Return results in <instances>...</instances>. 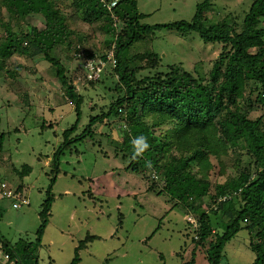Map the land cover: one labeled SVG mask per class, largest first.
Listing matches in <instances>:
<instances>
[{"label":"trees","instance_id":"16d2710c","mask_svg":"<svg viewBox=\"0 0 264 264\" xmlns=\"http://www.w3.org/2000/svg\"><path fill=\"white\" fill-rule=\"evenodd\" d=\"M112 1L0 0V28L5 31L0 36V70H6V60L14 54L31 59L40 56L50 64L76 112V124L62 133L64 141L54 153V164H58L64 150L92 134L97 123L116 117L120 130L125 132L119 144L122 157H131L128 169L132 167L135 172L141 166L149 170L144 177L151 182V190L159 188L176 203H187L188 214L196 216V242L207 244L208 264H221L225 245L243 228L250 234L249 248L255 255L252 264H264V0H253L241 21L209 27L202 24L211 6L209 0L197 5L190 22L154 27L139 24L140 15L133 0H117L109 9ZM3 12L9 21H4ZM33 15L43 19L42 26L25 24ZM94 24H99L106 37L103 48L95 45L90 50L88 27ZM161 29H174L183 36L196 33L204 43L220 45L211 69L205 73L191 72L179 64L164 69L161 58L153 52L125 55L130 46ZM58 48L73 53L75 58L82 56L85 61L106 62L112 50L116 60L115 67L110 65L114 84L106 87L107 98L111 99L102 104L99 114L89 117L85 129L75 138L70 136L80 118L82 96L76 91L74 79L67 76L56 54ZM105 68L106 65L94 82L87 81L83 74L85 81L92 87L96 83L104 85ZM23 99L27 105L26 94ZM255 103L263 111L252 117V112L260 109L253 108ZM107 126L111 127L109 122ZM140 135L148 138L150 147L133 159L132 141ZM3 140L1 134L0 163ZM243 152L247 159L242 161ZM230 155L234 157L236 171L219 183L217 178L227 170L224 158ZM11 169L20 178L31 171L29 166L16 169L12 164ZM158 176L163 179L160 187L156 183ZM21 187L14 193L18 194ZM206 199L212 209L203 204ZM50 202L48 196L40 214L42 225L37 242L47 222ZM218 211L228 219L222 234L214 231L211 220V214ZM87 238L90 241L94 237ZM1 244L9 262L37 264L36 243L20 242L14 247L7 242ZM81 247L83 242L75 248L71 264H79ZM185 264H194V257Z\"/></svg>","mask_w":264,"mask_h":264},{"label":"rangeland","instance_id":"374dc122","mask_svg":"<svg viewBox=\"0 0 264 264\" xmlns=\"http://www.w3.org/2000/svg\"><path fill=\"white\" fill-rule=\"evenodd\" d=\"M133 1L140 15L139 24L154 27L190 22L203 0ZM209 1L211 6L202 23L205 27L236 19L241 21L253 2ZM3 19L9 21L5 12ZM42 23L38 15L25 20V24L34 27ZM98 26L88 27L87 48L90 50L95 45L104 47L106 35ZM4 34L0 28V36ZM219 51L220 45L204 43L196 33L183 36L174 29H161L130 46L125 55L153 52L161 58L164 69L179 64L187 71L205 73L211 69ZM56 54L82 96L80 118L70 136L75 138L81 135L89 117L99 114L102 104L109 102L106 87L115 80L110 73L111 64L107 63L102 74L104 85L96 83L92 87L83 77L82 67L89 65V61L79 55L75 58L62 48H58ZM5 68L0 70V135L4 137L0 182L7 185L13 196L0 197L1 242L11 247L20 242L36 243L37 264H71L74 250L82 242L79 264H185L193 257L194 264H208L207 244L202 246L196 242L191 225L196 216L188 214L187 203H176L170 194L159 188L151 190V182L144 177L149 175V170L141 166L135 172L132 167L128 169L131 157H122L123 149L119 144L125 132L120 130L116 117L97 123L92 134L64 150L58 164H54V153L64 141L63 131L77 121L70 99L65 98V90L50 70V64L40 56L31 59L14 54L6 60ZM25 94L27 105L23 104ZM254 99L255 96L252 101ZM257 106L260 109L252 112V117L263 111L258 103L253 108ZM246 159L243 152L241 160ZM233 160L232 155L224 158L227 170L224 176L217 178L219 183L236 171ZM11 164L16 169L29 166L31 171L20 178L13 173ZM156 181L160 187L162 176ZM18 186L22 187L16 194ZM20 196L29 204H20ZM48 196L51 202L47 222L37 242L42 225L40 214ZM15 204L20 206L14 207ZM203 204L212 209L207 199ZM211 220L214 231L222 234L227 217L218 211L216 215L211 214ZM249 236L247 230H240L225 245L221 264H252L255 255L249 248ZM87 237L94 238L89 241ZM6 264H15V260Z\"/></svg>","mask_w":264,"mask_h":264},{"label":"built area","instance_id":"2783aa9c","mask_svg":"<svg viewBox=\"0 0 264 264\" xmlns=\"http://www.w3.org/2000/svg\"><path fill=\"white\" fill-rule=\"evenodd\" d=\"M116 2H117V0H113L108 8L110 9L111 7H113L116 4ZM86 61L87 62L89 61L88 62L89 65L85 64V65H83L82 68L85 72V76H86L87 81H90V82L97 81L100 78L101 72L107 63H110L112 67H115V65H116V60H115V57H114L112 50L108 52L107 62L103 61L101 59H97V61L88 59ZM0 193H1V197L13 196L12 191L8 190L7 185L3 182L0 183ZM18 200L20 201V204H22V205H28L29 204L28 200L27 199L22 200L21 196L18 198ZM20 204H15L14 207H19ZM191 225L193 228H196V221L195 220L192 221ZM0 249H1V246H0ZM7 262H9L8 255H6L5 253H3V251L0 250V264H6Z\"/></svg>","mask_w":264,"mask_h":264},{"label":"clouds","instance_id":"9594fccd","mask_svg":"<svg viewBox=\"0 0 264 264\" xmlns=\"http://www.w3.org/2000/svg\"><path fill=\"white\" fill-rule=\"evenodd\" d=\"M133 144V159L142 156L143 153L150 147L148 138L144 135H140L132 141Z\"/></svg>","mask_w":264,"mask_h":264}]
</instances>
